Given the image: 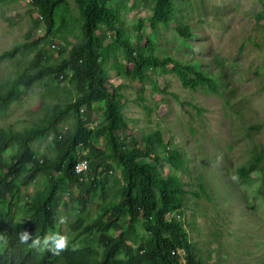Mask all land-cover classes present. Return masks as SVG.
I'll list each match as a JSON object with an SVG mask.
<instances>
[{"label": "rangeland", "instance_id": "obj_1", "mask_svg": "<svg viewBox=\"0 0 264 264\" xmlns=\"http://www.w3.org/2000/svg\"><path fill=\"white\" fill-rule=\"evenodd\" d=\"M98 1L109 23L98 22L92 38L100 62L104 63V86L118 101L127 125L119 129L128 136L120 144L142 146L143 137L155 130L161 133L164 147L157 148L160 161L152 158V162L162 175L180 176L188 193L182 225L196 258L203 264L264 261V173L255 169L245 180L237 172L239 167L257 161L264 149V0H171L173 15L166 22L156 18L155 0ZM88 3L89 0H61L49 14L33 2L0 0V54L10 52L12 56L0 58V102L1 95L7 94L19 75L27 77L43 63L57 64L81 47L83 9ZM177 24L189 27L187 37L179 35ZM120 41L144 56L167 63L151 64L139 75ZM174 63L211 77L214 90L206 84L183 86L172 69ZM66 72L70 75L69 67ZM38 81L14 86L18 97L6 108L0 103V128L10 134L34 135L28 145L37 158L51 162L61 153L56 146L57 136H67L76 117L87 129H97L103 101H94L90 109L80 105L84 109L81 116L74 110L63 116L57 114V120L52 122L57 108L73 102L78 90L67 74L61 77L52 72ZM91 141L107 154L102 138ZM18 148L13 144L2 150L0 173L6 170ZM164 148L179 150L185 167L175 171L165 160ZM78 150L73 151V158ZM142 160L149 161L150 157ZM106 163L111 165V172L102 170V174L93 175V181L99 183L102 177L109 191L122 167L110 160ZM26 166L30 168L29 163ZM55 172L52 175L57 177ZM49 183L41 172L18 186L13 200L15 221L24 220L30 198L37 192L46 193ZM61 186V182H56V189ZM69 188L71 195L78 193L75 184ZM63 190L58 191L62 202L57 208L55 226L45 229L40 239L58 232L68 237L67 243L84 245L68 224L80 218L82 228L102 219L99 213L104 199L96 189L85 205L86 201L65 199ZM7 201L0 204V212ZM172 213L165 216L170 218ZM137 229L139 243L133 245L134 250L149 238L141 221ZM119 230L113 227L109 233L115 236ZM4 244L3 237L0 250ZM43 248L38 241L30 249L39 256ZM47 248H55L53 239L47 241ZM181 257L185 259V251Z\"/></svg>", "mask_w": 264, "mask_h": 264}, {"label": "trees", "instance_id": "obj_2", "mask_svg": "<svg viewBox=\"0 0 264 264\" xmlns=\"http://www.w3.org/2000/svg\"><path fill=\"white\" fill-rule=\"evenodd\" d=\"M59 1L61 0H33V3L41 11H48L50 14ZM154 13L159 21H170L173 15L171 0H155ZM83 16L84 42L79 49L57 64L43 63L37 66L33 74L27 77L19 75L13 80L7 94L1 95L0 103L6 108L18 97L14 86L28 85L32 80L38 81L44 75L50 76L54 72L61 74V77L67 74L75 83L78 95L73 102L57 108L52 122L57 120V114L63 116L72 110L81 116L82 104L90 109L92 103L98 99L103 103L102 118L97 129H87L76 117L69 134L57 136L56 146L61 153H57L56 158L51 162L37 158L28 145L29 139H33L34 135L19 132L10 134L0 128V154L2 150L13 144L19 146L11 155V162L6 170L0 173V204L8 200L4 204L3 211L0 212V242L3 237L5 239V244L0 250V264H182L178 261L177 255L172 253L177 249L186 252L185 264H203L201 259L196 258L181 221L188 198L184 184L176 173L162 175L152 162V158L160 161L157 148L164 147L161 133L155 130L143 137L142 146L126 147L120 144L126 141L128 136L119 129L127 125L119 110L118 101L113 100L104 86L106 78L104 63L100 62V54L92 38V32L98 22L105 20L109 23L107 13L98 0H89L88 5L83 9ZM175 29L182 37L189 35L187 25L177 24ZM120 45L125 48V55L134 63L135 72L139 75L151 64L167 63L156 57L144 56L125 42L120 41ZM8 55L12 57L10 52H4L0 54V58ZM37 60H40V56ZM66 67L70 68V75L66 72ZM172 69L183 86L194 88L206 84L210 90H214L213 79L204 73L181 63H174ZM117 131L121 133L119 136L116 135ZM95 138L103 139L107 154H103L94 145L91 139ZM79 144L83 147L87 146L88 150L84 156L88 159L89 168L86 174L76 175L73 165L77 153L76 155L74 153L75 158H73V151L78 149ZM164 151L165 160L175 171L185 167V158L179 150L164 148ZM144 157H150V160H142ZM107 160L122 167L120 177L115 179L109 191L104 185V180H101L102 177L99 183L93 181V175L102 174V170L103 173L110 172L111 165L106 163ZM257 161L239 167L238 175L248 180L250 173L255 169H262L264 173V149L260 150ZM27 163L30 164V168H27ZM24 169L27 173L22 174L21 171ZM53 170L56 171L57 177L52 175ZM41 172L47 175L50 188L46 193L37 192L30 198L24 220L19 223L15 221L13 213L16 189L19 185L27 184ZM56 182L62 183L58 189ZM71 184L77 186L78 193L72 194L70 200L83 203L86 201L85 205L93 192L96 189L100 190L99 194L104 199L103 210L99 213L102 219H97L92 225L87 224L82 228L79 227L82 223L80 218L69 222V230L74 232L75 236H81L84 245L75 246L66 243L65 247L55 254L54 248L49 250L44 247L40 255L36 256L30 249L32 238L36 236L41 238L45 229L55 226V215L60 204L58 191L59 189H64L62 192L67 191ZM171 211L173 213L170 218L166 217L165 214ZM138 221H141L144 231L149 233V238L134 250L133 245L139 243ZM113 227L120 229L115 236L109 233ZM21 230L28 233L27 242H20ZM92 241L95 244H92ZM257 264H264V261Z\"/></svg>", "mask_w": 264, "mask_h": 264}, {"label": "clouds", "instance_id": "obj_3", "mask_svg": "<svg viewBox=\"0 0 264 264\" xmlns=\"http://www.w3.org/2000/svg\"><path fill=\"white\" fill-rule=\"evenodd\" d=\"M78 149L79 150L77 151V157H78V153L79 152H83L84 155L87 153V150H85L86 147L85 146L83 147L81 144H79ZM76 160H77V158H76ZM88 168H89V166H88ZM110 172H111V170H110ZM71 185H73V184H71ZM69 186H68V189L67 190H69L71 192ZM70 196H71V193H70L68 199L70 198ZM59 202H62V201H59ZM62 221H63V217H60V222H62ZM50 239H53L54 242H55V248L53 249V252L55 254V253L58 252V250H61V249H63L65 247V245L67 243V240H68V237L66 235L60 234L58 232H52V233H50L48 235H45L42 240L40 239L39 236H36L35 238H32V241H31L30 246L36 245L37 242L39 241L40 247H47V241L50 240ZM19 240L22 243L23 242H27V240H28V233L25 230H21V232L19 233ZM172 253H175L177 255V259H178L179 262H181L182 264H185V259L183 257H181V255L183 253V250L182 249H177L175 252H172Z\"/></svg>", "mask_w": 264, "mask_h": 264}, {"label": "built area", "instance_id": "obj_4", "mask_svg": "<svg viewBox=\"0 0 264 264\" xmlns=\"http://www.w3.org/2000/svg\"><path fill=\"white\" fill-rule=\"evenodd\" d=\"M26 2H33V0H25ZM40 18H43L41 15H40ZM53 46V45H52ZM55 47V46H54ZM83 107L80 108V112H83ZM88 159L84 157V153L83 152H79L78 153V157H77V160L73 166V170H74V173L76 175H80L81 173L85 174L86 171L88 170ZM63 194H65V199H67L70 195V191L67 190L65 191ZM59 201H61V199L59 198L58 199Z\"/></svg>", "mask_w": 264, "mask_h": 264}]
</instances>
